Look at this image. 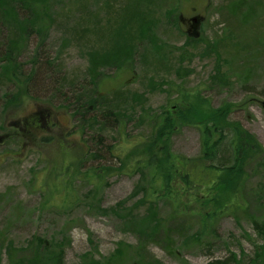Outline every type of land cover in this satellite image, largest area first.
I'll list each match as a JSON object with an SVG mask.
<instances>
[{"label":"rangeland","instance_id":"374dc122","mask_svg":"<svg viewBox=\"0 0 264 264\" xmlns=\"http://www.w3.org/2000/svg\"><path fill=\"white\" fill-rule=\"evenodd\" d=\"M133 1L137 31L122 24L124 0H53L45 31L18 27L14 60H2L8 41L0 26V264H28L30 246L45 264H105L119 249L120 264H264V237L249 217L264 219V169L245 166L249 215L219 217L204 235L197 222L205 207L181 196L170 251L148 231L152 217L172 222L171 206L144 201L147 174L117 169L110 155L125 145L130 159L138 156L133 143L193 92L201 110L227 104L226 120L264 149V0H243L249 16L228 11L240 0ZM19 2L11 1L17 9ZM10 62L25 83L9 78ZM59 90L90 101L115 93L111 125L91 121L92 109L79 114ZM54 106L38 127L27 124ZM170 143L198 155L197 125L179 126Z\"/></svg>","mask_w":264,"mask_h":264},{"label":"trees","instance_id":"16d2710c","mask_svg":"<svg viewBox=\"0 0 264 264\" xmlns=\"http://www.w3.org/2000/svg\"><path fill=\"white\" fill-rule=\"evenodd\" d=\"M11 1L13 0H0V26L7 28L3 37L8 41L2 60H14V54L18 52L16 51L18 49L16 37L19 33H22L19 32L18 27L24 28L26 35L30 33L28 28L34 27L36 31L41 33L45 31L46 24L51 19L49 10L50 2L53 0H19L18 9ZM124 3L126 4L125 8L119 14L122 22L124 20L122 24L128 25V29L131 28L137 31L133 28L138 26L135 20L136 3L133 0H124ZM244 6L243 0H240L239 3L233 2L228 11L232 16L239 12L242 16H249L247 6L244 11H241ZM20 9L25 11L22 14V21H19L17 15ZM140 16L141 14H139V18L142 19ZM2 33L0 29V34ZM9 64L5 68L9 71L11 80L18 79L17 82L20 83V79L23 83L25 79H28V77L19 78L14 63L10 62ZM59 95L61 100L62 98L71 97L70 91L67 93L60 91ZM110 96L96 95V100L92 98L94 100L90 101V96L87 99V97L83 98L81 94H78L74 98L71 97L72 106L78 108L79 114L84 112L85 108L89 111L90 109L94 110L93 116L97 115L91 121L108 127V125H111L109 119L115 117L112 108L116 103L115 101H118V96L115 93ZM180 99V109H177L178 111L176 110L175 113L167 110L155 126L153 135L148 138L140 137L133 143L138 156L130 159L131 155L129 153L131 150H122L123 147H126L125 145L121 148L115 145L110 149V155L116 158L119 163L117 169H122V171L140 169L147 174L148 182L147 188H145L144 201L153 205L164 202L169 203L171 206L172 215L170 218L172 222L167 220L164 223L163 220L152 217L149 219L150 228L148 231V237L152 239L160 238L164 248L170 251L174 248L172 247L173 239L175 232L178 231L176 223L179 222L176 219L179 215L184 214V212L177 210L181 196H186L187 200L191 198L192 201H196L205 207L204 211L199 213L197 222L199 223V234L204 235L209 232L214 221L219 217L224 215L237 216V213L246 217L249 215L248 203L243 188L246 179L245 166L251 163L258 170L264 169V149L255 136L238 122L232 123L226 120V112H229L227 104L222 103L217 107L205 104L206 107L201 110L202 108H198V99L195 92L180 94ZM205 101L207 102V100ZM43 111L48 115L55 111V106L53 109L36 110L33 113L34 116L27 120V124L38 127L41 121L40 115ZM74 114H78V112L74 111ZM98 115H100L99 118H97ZM173 116L177 117L174 120V122H178L177 124L172 121ZM185 123L197 125L199 130L200 150L198 155L194 157H187L173 151L172 143H170L171 135L179 126ZM124 127L125 124L123 123L117 125L119 132H123ZM103 169L101 167L97 168L101 172L104 171ZM249 217L252 228L258 235L264 237V219L254 215ZM173 225L174 230L172 229ZM138 249H141V247L139 246ZM28 251L30 254L25 259L28 264H45L41 256L39 258L35 254L32 255L34 253L32 246L28 247ZM122 255L123 251L119 249L106 260L105 264H120L117 261ZM12 257L13 253L11 252L10 258ZM14 261L11 264H14ZM92 262L93 260H90L88 264H92ZM142 262L140 258L132 263L142 264ZM204 264H231V262L228 259H212Z\"/></svg>","mask_w":264,"mask_h":264}]
</instances>
